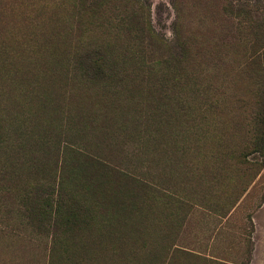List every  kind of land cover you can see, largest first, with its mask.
I'll return each instance as SVG.
<instances>
[{
    "label": "rangeland",
    "instance_id": "rangeland-1",
    "mask_svg": "<svg viewBox=\"0 0 264 264\" xmlns=\"http://www.w3.org/2000/svg\"><path fill=\"white\" fill-rule=\"evenodd\" d=\"M0 264H264V0H0Z\"/></svg>",
    "mask_w": 264,
    "mask_h": 264
},
{
    "label": "trees",
    "instance_id": "trees-1",
    "mask_svg": "<svg viewBox=\"0 0 264 264\" xmlns=\"http://www.w3.org/2000/svg\"><path fill=\"white\" fill-rule=\"evenodd\" d=\"M81 63L84 65L86 71L95 77H100L105 68H103L102 60L97 53L93 51L91 55H86L81 58Z\"/></svg>",
    "mask_w": 264,
    "mask_h": 264
}]
</instances>
